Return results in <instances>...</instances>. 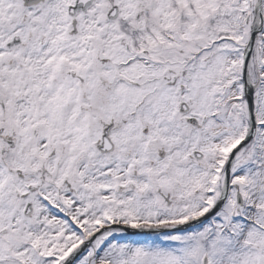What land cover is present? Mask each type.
Returning a JSON list of instances; mask_svg holds the SVG:
<instances>
[{"label": "snow or ice", "instance_id": "obj_1", "mask_svg": "<svg viewBox=\"0 0 264 264\" xmlns=\"http://www.w3.org/2000/svg\"><path fill=\"white\" fill-rule=\"evenodd\" d=\"M0 264H264V0H0Z\"/></svg>", "mask_w": 264, "mask_h": 264}]
</instances>
